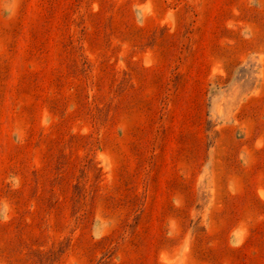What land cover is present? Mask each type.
I'll use <instances>...</instances> for the list:
<instances>
[{"label":"rangeland","instance_id":"374dc122","mask_svg":"<svg viewBox=\"0 0 264 264\" xmlns=\"http://www.w3.org/2000/svg\"><path fill=\"white\" fill-rule=\"evenodd\" d=\"M0 264H264V0H0Z\"/></svg>","mask_w":264,"mask_h":264}]
</instances>
